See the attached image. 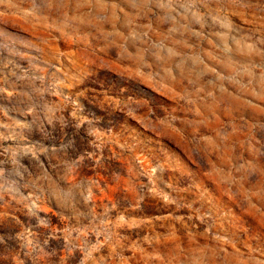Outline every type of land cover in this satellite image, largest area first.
<instances>
[{"label":"rangeland","instance_id":"1","mask_svg":"<svg viewBox=\"0 0 264 264\" xmlns=\"http://www.w3.org/2000/svg\"><path fill=\"white\" fill-rule=\"evenodd\" d=\"M0 264H264V0H0Z\"/></svg>","mask_w":264,"mask_h":264}]
</instances>
